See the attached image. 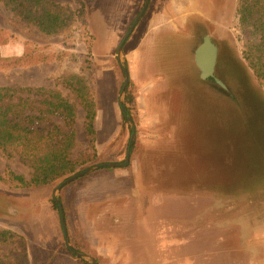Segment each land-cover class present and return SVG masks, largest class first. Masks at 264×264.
Returning a JSON list of instances; mask_svg holds the SVG:
<instances>
[{
  "label": "rangeland",
  "instance_id": "1",
  "mask_svg": "<svg viewBox=\"0 0 264 264\" xmlns=\"http://www.w3.org/2000/svg\"><path fill=\"white\" fill-rule=\"evenodd\" d=\"M51 1L80 12L60 34H45L0 2V29L14 40L6 47V52L27 53L35 59L26 67L0 69V87L35 86L55 90L73 104L75 116L70 127L64 125L63 116L58 114L45 116L47 120L37 127L42 134L47 131L45 127L52 125L63 131L72 129L74 145L70 158L78 165L74 172L37 187H10L0 183V229L10 230L15 235L10 242L0 243V264H21L17 237L23 238L25 247L24 236L38 248L39 242L45 244H40L38 251L32 248L26 264H44L52 251L67 250L58 208L52 203H56L55 198L60 200L62 193L59 191L54 196V191L72 174L103 163H117L115 168L133 174L135 197L124 203L153 206V220L167 223L172 238H192L183 242H191L193 251L201 247L202 238L226 237L227 227H230L229 235L247 238L251 253H264V116L251 110V102L242 101L240 115L244 125L238 134L243 140L240 147L234 146L235 134H230L227 122L232 95L241 97L243 94L241 86H245V80L241 81L239 74L247 65L242 58L237 0L150 1L151 13L163 8V26L140 21L125 40L119 57L117 47L144 0H136L130 16L122 20H117V0ZM130 1L133 0H125L121 11H129L127 3ZM199 25L202 33L210 35L217 46L214 76L226 85V91L217 88L210 77L199 78L200 71L193 59L198 38L194 27ZM177 49L182 50L178 52L181 57H176ZM122 65L128 69L129 78L123 102L135 126L130 145L132 127L128 120H123L119 107L124 82ZM249 71L246 72L250 85L264 99V87L258 85ZM73 75L80 78V84L85 85L93 97L95 151L86 132L83 105L73 87L67 84ZM20 96L48 98L47 94L21 93ZM27 105L44 108L38 102ZM28 113L30 110L25 109L22 115ZM248 137L254 141L247 140ZM97 146L103 148L100 155H97ZM129 147V163L122 166ZM229 160H243L232 173L236 182L230 187L231 191L181 188L187 176L199 177L200 172L213 182L219 167L225 170ZM30 163L15 151L8 154L0 148V174L10 169L29 178L33 172ZM35 189L37 196L33 197ZM43 200L48 202L50 210L41 208L42 217L37 218L33 216L32 205ZM51 224L58 228V243L47 252L42 250L44 246L47 248L48 241L41 232ZM71 229L70 245L94 257L86 245L81 225L75 222ZM224 247L222 241L221 248ZM99 259L100 264H110Z\"/></svg>",
  "mask_w": 264,
  "mask_h": 264
},
{
  "label": "trees",
  "instance_id": "2",
  "mask_svg": "<svg viewBox=\"0 0 264 264\" xmlns=\"http://www.w3.org/2000/svg\"><path fill=\"white\" fill-rule=\"evenodd\" d=\"M0 2L22 21L35 24L38 29L48 35L65 32L73 19H77L80 13L51 0H0ZM236 15L238 26L242 32V58L247 65L239 74L241 81L245 80V86H242L243 94L241 97H232V103L229 107L230 116L227 122L230 134H235L234 146L240 147L243 140L238 134L241 126L244 125V119L240 115L242 101L251 102V110L256 111L260 116H264V99L259 94L260 92L250 85L246 72L250 73L249 70H251L252 75L250 76L255 78L259 86L264 87V0H237ZM10 40L9 35L0 29V69L26 67L35 62V59L27 53L20 55L3 54L1 48ZM121 70L123 72V68ZM68 81L67 84L73 87L85 110L86 132L89 136V143L95 151V110L91 91L85 85L80 84L78 76H70ZM21 93H31L35 96L47 94L48 98L42 100L29 99L21 97ZM34 102L42 103L44 108L27 105ZM119 107L123 120L127 121L130 117L129 108L124 102L119 104ZM25 109H29L30 113L22 115ZM49 114L62 115L64 125L69 127L75 116L73 104L59 96L55 90L35 86L0 87V148L5 152L8 151V154L11 150L15 151L21 158L31 162L30 165L33 169L29 178H25L10 169H5L0 174L1 184L10 187H37L75 171L78 162L70 158V149L74 145V131L72 129L63 131L60 127L52 125L45 127L44 129L47 131L42 134L37 127L47 120L45 116ZM247 140L254 141L253 138L249 137ZM243 146L249 149L248 146ZM249 146L254 147L251 144ZM242 161L229 160L227 168L224 167L225 170L219 167L218 178L215 176L213 182L206 179L205 173L200 172L199 177L193 176V174L189 175L184 179L181 188L183 190L231 191L230 187L236 182L232 173L239 168L238 166ZM52 203L57 209V204L54 201ZM13 238L15 235L10 230L0 229V243L5 244ZM16 241H20L18 246L22 258L19 262L26 264L28 257L23 238L17 237ZM76 250L80 251V249ZM83 252L88 253L86 250ZM54 253L53 251L46 258L44 264L51 263ZM94 258L96 264H100V259L96 256ZM80 261L82 264H89L84 260L80 259Z\"/></svg>",
  "mask_w": 264,
  "mask_h": 264
},
{
  "label": "crops",
  "instance_id": "3",
  "mask_svg": "<svg viewBox=\"0 0 264 264\" xmlns=\"http://www.w3.org/2000/svg\"><path fill=\"white\" fill-rule=\"evenodd\" d=\"M124 3L125 0H117L119 10L117 20L129 17L132 8L136 6V0H133L127 3V7L130 6L129 11H121ZM149 4L136 26L140 21L156 22L157 27L163 26L165 15L163 8L151 13ZM13 41L10 40L1 48L3 54H14L6 52V47L12 45ZM102 149L97 146V155H100ZM132 177L133 174L126 169L103 168L85 174L84 177L63 187L60 190L62 193L60 199L68 238L74 223L78 222L89 250L96 257L105 259L110 264H264V253H251L247 238H235L229 235L230 227H227V235L224 238H200L203 242L195 251L191 249V242H183V240L192 241V238L182 237V240L172 238L167 231L169 229L167 223L153 220L151 216L153 206L123 202L135 197L133 187L135 183ZM32 195L37 196L36 189ZM34 204L33 216L37 218L42 217L41 208H45L47 212L48 209L50 210L46 200L39 203L36 201ZM31 227L35 228L32 224ZM38 229L40 230L41 227ZM43 231L45 232L41 234L48 241V245L42 250L49 252L58 243V228L51 224V227H43ZM47 235L51 237H46ZM24 238L27 256L32 248L37 251L41 249V242L38 248L36 243L30 244L28 238L26 236ZM222 241H224V249L221 248ZM50 264L82 263L80 258L64 249L54 253Z\"/></svg>",
  "mask_w": 264,
  "mask_h": 264
},
{
  "label": "water",
  "instance_id": "4",
  "mask_svg": "<svg viewBox=\"0 0 264 264\" xmlns=\"http://www.w3.org/2000/svg\"><path fill=\"white\" fill-rule=\"evenodd\" d=\"M150 0H144L143 5L139 11V13L137 14V16L135 17V19L133 20L132 24L130 25L126 35L124 36V38L121 40V42L119 43L118 47H117V57H119L121 55L122 52V46L125 42V40L128 38L129 34L132 32V30L134 29V27L136 26V24L138 23V21L140 20V18L143 16V14L145 13L148 4H149ZM217 46L215 44H213L212 42H210V37L209 36H205L203 39V42L198 45L195 50H194V54H193V59H194V63H195V67L200 71L199 74V78L200 79H206L207 77H214V82L217 86V88H219L220 90H227L226 85L216 76H214L215 74V67H216V60H217ZM123 68V76H124V82H123V86L121 88L120 91V95H119V104H123V96L125 94V88L128 84L129 78H128V69L126 68L125 65H122ZM233 97V95H232ZM123 109V107H122ZM128 121L129 124L132 127V131H131V135L129 138V145L132 143L134 136H135V126L133 125V122L131 120L130 117H128ZM129 157H130V147L127 150L126 153V158L124 160V162L121 164L122 166H126L129 163ZM118 164L117 163H103V164H99L93 167H89V168H85L75 174H72L70 177L66 178L63 182H61L55 189L54 191V196L57 195V193L60 191V189L65 186L66 184H68L69 182L87 174L90 173L96 169L99 168H103V167H109V168H115L117 167ZM55 202L57 204V208H58V213L60 216V223H61V229H62V234H63V239H64V244L67 248V250L74 256H76L77 258H80L81 260H84L86 262H88L89 264H96V259L84 252H80L75 250L69 242L68 239V235H67V230H66V223H65V219H64V212H63V207L60 203L59 198H55Z\"/></svg>",
  "mask_w": 264,
  "mask_h": 264
},
{
  "label": "flooded vegetation",
  "instance_id": "5",
  "mask_svg": "<svg viewBox=\"0 0 264 264\" xmlns=\"http://www.w3.org/2000/svg\"><path fill=\"white\" fill-rule=\"evenodd\" d=\"M195 31L197 32V36H198L196 47L203 42V39H204L205 36H209L210 37V42H212L213 44H215V42L212 40V38H211L210 35H207L206 33L205 34L202 33V26L201 25L195 26L194 27V33H196ZM176 52H177L176 53V57H178L179 56L178 52H181L182 53V50L181 49L180 50L177 49ZM179 57H181V56H179ZM210 78L214 79V77H210ZM241 88H242V86H241ZM104 168H106V167H104Z\"/></svg>",
  "mask_w": 264,
  "mask_h": 264
}]
</instances>
